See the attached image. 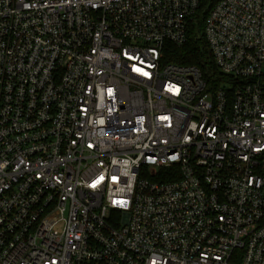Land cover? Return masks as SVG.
Masks as SVG:
<instances>
[{
	"label": "built area",
	"instance_id": "1",
	"mask_svg": "<svg viewBox=\"0 0 264 264\" xmlns=\"http://www.w3.org/2000/svg\"><path fill=\"white\" fill-rule=\"evenodd\" d=\"M202 0H0V264H264V0H214L224 77L167 62Z\"/></svg>",
	"mask_w": 264,
	"mask_h": 264
},
{
	"label": "trees",
	"instance_id": "2",
	"mask_svg": "<svg viewBox=\"0 0 264 264\" xmlns=\"http://www.w3.org/2000/svg\"><path fill=\"white\" fill-rule=\"evenodd\" d=\"M214 0H202V8L198 12L195 22L190 25L188 41L181 47L173 44H166L164 49V59L167 62H175L185 65L198 66L210 88L222 86L224 77L214 64L210 50L203 35L204 18L208 8Z\"/></svg>",
	"mask_w": 264,
	"mask_h": 264
},
{
	"label": "rangeland",
	"instance_id": "3",
	"mask_svg": "<svg viewBox=\"0 0 264 264\" xmlns=\"http://www.w3.org/2000/svg\"><path fill=\"white\" fill-rule=\"evenodd\" d=\"M263 71H264V68H263Z\"/></svg>",
	"mask_w": 264,
	"mask_h": 264
}]
</instances>
